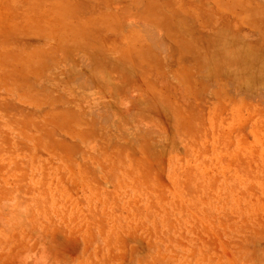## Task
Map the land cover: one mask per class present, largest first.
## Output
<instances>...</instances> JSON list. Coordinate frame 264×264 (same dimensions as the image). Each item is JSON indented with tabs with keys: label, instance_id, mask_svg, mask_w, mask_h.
Wrapping results in <instances>:
<instances>
[{
	"label": "rangeland",
	"instance_id": "rangeland-1",
	"mask_svg": "<svg viewBox=\"0 0 264 264\" xmlns=\"http://www.w3.org/2000/svg\"><path fill=\"white\" fill-rule=\"evenodd\" d=\"M13 197L0 264H264V0H0Z\"/></svg>",
	"mask_w": 264,
	"mask_h": 264
},
{
	"label": "clouds",
	"instance_id": "clouds-1",
	"mask_svg": "<svg viewBox=\"0 0 264 264\" xmlns=\"http://www.w3.org/2000/svg\"><path fill=\"white\" fill-rule=\"evenodd\" d=\"M0 211H7L15 214L17 220H23L30 215L31 209L27 204H21L15 197L8 200L0 201ZM22 264H49L48 257L43 249L38 251L26 252L21 257Z\"/></svg>",
	"mask_w": 264,
	"mask_h": 264
},
{
	"label": "bare ground",
	"instance_id": "bare-ground-1",
	"mask_svg": "<svg viewBox=\"0 0 264 264\" xmlns=\"http://www.w3.org/2000/svg\"><path fill=\"white\" fill-rule=\"evenodd\" d=\"M249 57L251 56V55H248ZM246 58V57H245ZM251 58L253 59V56H251L250 58H246L247 59V63L249 64V65H251V67H253L254 68V66H255V68H256V71L258 70V69H260V67L257 65V64H253V63H255V61L256 60H251ZM258 62V61H257ZM254 71H255V69H254ZM253 72V71H252ZM261 80V79H260ZM255 82H257L258 83V80H256ZM254 83V82H253Z\"/></svg>",
	"mask_w": 264,
	"mask_h": 264
}]
</instances>
